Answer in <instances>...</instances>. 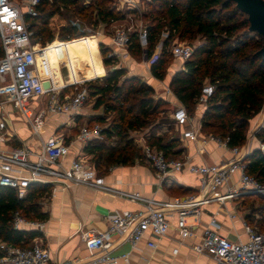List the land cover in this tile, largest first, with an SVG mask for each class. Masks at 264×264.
<instances>
[{
  "label": "built area",
  "instance_id": "built-area-1",
  "mask_svg": "<svg viewBox=\"0 0 264 264\" xmlns=\"http://www.w3.org/2000/svg\"><path fill=\"white\" fill-rule=\"evenodd\" d=\"M40 2L41 0H21V6L15 0H0V185L13 189L18 198H23L27 193V187L37 182L50 183L51 193L57 188H68L75 183L93 182L97 186L104 185L103 176L87 162L84 154L71 160L67 166L63 165L71 143L63 134L55 133L48 136L41 142L38 152L10 143L15 137V132L5 108L7 104L24 119L31 134L39 137L48 115L64 114L72 120L80 114V109L88 98L85 87L60 98L59 86L55 84L53 78L41 76L35 49V45L39 44L32 41L33 30L31 23L26 19L38 15L37 7ZM136 2L116 0L115 5L120 8H137ZM127 17L132 19L130 15ZM117 23L118 21L111 23L114 24L111 35L114 44L127 51L129 34L136 31L139 44L145 47L146 30L139 19L127 26H119ZM169 48L171 55L182 62L189 59L193 52L191 46L180 41L171 43ZM115 54L111 51L108 56H116ZM156 55L157 53L151 59L144 58L145 63L150 66ZM45 81L49 82L48 87L44 86ZM213 90L212 84L204 83L196 103L205 105ZM171 118L182 128V137L195 139L199 129L193 127L192 118L183 105L174 107ZM105 127L98 122L91 125L84 123L79 127L75 141L82 146L92 141H102L105 138L102 132ZM207 138L227 146L225 139L213 135H207ZM140 140L141 161L150 165L160 179L171 172L186 168L197 177L199 191H204L205 194L203 197L194 193L174 196L165 204L169 209L154 206L147 201L144 210H118L109 214L105 231L96 232L91 229L80 231V239L88 252L90 264H130L128 253L120 255L112 253L114 234L127 233L126 240L134 249L145 235H152L155 239L166 236L171 226L169 218L173 215L174 230L182 240L195 235L194 227L200 223L204 205L210 201L220 204L226 201L233 202L240 193L264 196V183L247 173L239 146H227L232 153L229 161L193 163L187 157L183 159L165 156L161 150L147 144L144 137ZM6 145L10 147L5 149ZM258 148L264 153L263 142H259ZM109 189L126 195L131 201L143 199L139 193H123ZM237 214V211L233 210L228 213V217L233 220ZM12 222L18 229L41 231L43 228L42 221L27 219L18 211L13 213ZM219 226L215 214L211 215L198 240L192 243V249L197 254L210 256L216 264H264L263 232L243 221L246 239L231 240L218 232ZM38 240L39 238H35L28 244H10L0 240V264H49V250ZM146 244L152 248L156 246L155 241L149 239ZM176 251V248L173 249V252Z\"/></svg>",
  "mask_w": 264,
  "mask_h": 264
},
{
  "label": "trees",
  "instance_id": "trees-1",
  "mask_svg": "<svg viewBox=\"0 0 264 264\" xmlns=\"http://www.w3.org/2000/svg\"><path fill=\"white\" fill-rule=\"evenodd\" d=\"M89 1L88 8L90 12H94L95 25L106 27L126 15L117 10L116 0ZM78 2L79 0H41L37 7L38 15L26 18L31 23L33 42L43 44L52 41L55 30H58L61 40H67H53L46 48L35 45L41 75L44 78L51 76L56 84L61 72L59 68L49 66L58 62L56 57L60 56V51L74 48L77 44L85 48L93 65L103 68L95 40L88 43L89 36L73 39L77 32L75 25L65 22L54 24L52 21L54 17L62 20L61 6H75ZM145 4L149 7L148 12L143 14V19L147 21L144 24L146 45L141 47L137 32L133 31L128 37V53L135 58L146 59H151L157 53L149 66L150 73L156 79L163 80L169 55L171 56V43L175 39L180 41L200 35L203 43L194 48L189 59L183 62L182 68L173 74L169 88L191 116L201 88L206 83L204 79H207L214 90L205 103L200 118V132L225 139L228 147L245 144L249 121L264 104V58L258 53L261 37L247 30L246 15L227 0H146ZM128 10L129 13L133 12L130 8ZM239 30L242 31L238 33L235 42L225 39ZM99 47L104 66L112 65L114 57L108 56L111 52L109 47L102 42ZM125 74L124 68H108L101 77H97L93 68L84 72L78 69L75 71L77 80L97 77L86 81L85 88L88 96L95 98L94 109L101 107L103 115L88 119L87 124L103 123L104 116L112 113L111 121L102 132L105 138L112 135L119 137L118 145L110 148L104 156L103 153L108 148L101 141H92L83 147L84 156L86 152L97 155V160L91 165L100 173L106 172L110 166L131 165L135 163V158L138 161L141 159L140 153H136V149L130 146V141L123 140V133L128 129L147 127L149 116L164 103L162 99L152 98L154 89L148 83L134 75L127 77ZM259 136H262L261 142L264 143V129ZM145 141L161 150L165 156L176 157L181 152L180 149L173 150L179 144L178 137L164 140L160 135H150ZM243 159L247 173L264 183V153L257 147L244 155ZM99 162L106 167L99 168ZM51 188L50 183H31L26 195L18 198L13 189L0 185L1 241L28 244L41 236V232L36 229L15 228L12 216L18 211L27 219L45 220L47 213L41 210L39 201L51 193ZM185 191L190 194L191 190ZM254 195L264 199L263 195Z\"/></svg>",
  "mask_w": 264,
  "mask_h": 264
},
{
  "label": "crops",
  "instance_id": "crops-1",
  "mask_svg": "<svg viewBox=\"0 0 264 264\" xmlns=\"http://www.w3.org/2000/svg\"><path fill=\"white\" fill-rule=\"evenodd\" d=\"M109 26L113 28L114 24ZM111 38V35L108 34L105 39H101L102 41L99 42H105L118 58L122 57L124 67L132 71L131 74L140 75L146 83L156 88L161 80L151 75L149 64L145 63L143 66L134 63L128 51L114 44ZM182 65L183 62L180 59L174 58L167 66L165 77L168 87L171 77L182 68ZM103 70L106 73V67L105 69L103 67ZM170 94V100L174 103L179 102L172 92ZM5 108L15 132V137L10 141L11 145L25 146L33 152H38L41 142L48 136L55 133L63 134L68 141H71L68 155L63 161L65 166L71 160L84 154V146L75 141V135H72V128L77 124L76 117L80 116L84 124L92 114H101L99 113L101 109H99L100 111L91 109L87 112L83 105L80 114L72 120H69L64 114H50L46 117L42 133L37 137L31 134L27 123L13 110L10 104H7ZM194 108V114L191 116L192 124L199 131L194 140L184 138L181 134L178 136L179 144L173 150L180 149L181 152L175 156L183 159L187 157L193 163L229 161L232 157L229 148L208 139L207 135L200 132V118L205 105L195 103ZM263 115L264 105L261 109V116ZM261 116H257L254 124L258 123ZM259 142L261 141L255 136L254 131H251L245 144L239 146L241 157L257 148ZM9 147L10 145H6L5 149ZM102 176L104 178L102 186H97L93 182L75 183L68 188H57L53 193L40 199L41 210L47 213V218L42 220L41 236L37 238L49 250V264H90L88 252L80 239V231L88 229L96 232L105 231L108 226L107 216L115 211L144 210L147 201H150L154 206L169 209L165 204L170 202L174 196L189 193L185 190H191L190 193L197 194L199 197H203L205 194L204 191H199L197 177L188 172L186 168L171 172L160 179L150 165L135 162L131 165L110 166ZM109 188L123 193H139L143 199L131 201L126 195L113 192ZM224 189L225 187L222 188V190ZM233 210H236L233 202L226 201L224 204H220L210 201L204 205L201 221L194 227L195 235L182 240L174 230L175 216L173 215L169 218L171 226L166 236L155 239L152 235H145L134 249L126 240L127 233L114 234L112 235V253L115 255L128 253L130 264H216L210 256L197 254L192 249V243L198 240L202 229L213 214L220 223L218 232L221 235L231 240L244 241L246 236L243 232L242 222L245 220L237 210V216L233 220L230 219L228 213ZM188 221L190 222L191 219ZM148 239L155 241L156 246L149 247L146 244ZM175 248L177 251L173 252Z\"/></svg>",
  "mask_w": 264,
  "mask_h": 264
},
{
  "label": "rangeland",
  "instance_id": "rangeland-1",
  "mask_svg": "<svg viewBox=\"0 0 264 264\" xmlns=\"http://www.w3.org/2000/svg\"><path fill=\"white\" fill-rule=\"evenodd\" d=\"M15 1H17L22 6L21 0H15ZM135 1H137L136 2L137 8L134 7L130 8L133 10V12L131 13H129L127 7H122V8H120V6L116 7L117 10L121 11V13L126 14L123 19L118 20L117 24H119V26L130 25L132 24V22H134V20H138V19L141 21L143 25L147 22L146 20L143 19L144 18L143 14L147 13L149 10V7L147 6V4H145L146 0H135ZM89 3H90L89 0H79L78 4L75 6H61L60 10L62 13V20L59 21L54 17L52 21H54L53 22L54 24L65 22L75 25L77 27V32L73 39L89 36L90 40L88 41V43L95 40L97 44L96 47L97 53L103 65V56L100 51L99 41H102L101 39H105L108 34L112 35V28L109 25L104 27L101 24H96V25L94 24V12H90L88 8L90 5ZM127 15H130L132 19H128ZM88 28L89 29L91 28L92 30H88ZM240 31L242 30H239L238 32L234 33L233 35L225 39L229 42H235V40L238 39V33ZM251 35H253V33H251ZM53 40H59V42L67 41V40H61L59 38L58 30L54 31ZM174 41H178V40L175 39ZM50 42L47 41L43 44L41 42H36V43H38L40 47L46 48L48 46V43ZM180 42L188 44L194 50L195 47L203 43V40L200 37V35H196L194 38L191 39L184 38L180 40ZM102 43L106 47H108V45L105 42ZM68 49H72V50L68 51ZM60 53H61L60 54L61 57L60 56L56 57V59H58L57 60L58 62L56 64H53L52 66H49V67H57L61 72L58 83L57 84L55 83L56 85L59 86L58 94L60 98L75 93L81 87H86V83H85L86 81H82L80 79L77 80V76L75 75V71L77 69L80 70L81 72H84L88 68H93L95 73L99 75L97 77H101L105 74L104 72L105 70H103V68H99L96 65L92 64L88 54L85 53V48L80 47V45L78 46V44L76 47L66 48L65 50L60 51ZM113 57H114V62L112 63V65L106 66V70L108 68L109 69L124 68L126 70L125 76L128 77L134 75L139 79H141L142 81H144V79L140 75L131 74L132 71H129L127 68L124 67L125 64H123L122 62V57L120 58H118L117 56H113ZM131 58L133 59L134 63L136 62L145 66L146 61L144 60V57L135 58L134 56H131ZM173 59L174 57L172 55L171 56L169 55L168 65L173 61ZM103 67L105 69L104 65ZM207 81H208L207 79H204V82ZM48 85L49 82L47 83V86ZM153 89L154 92L151 95L152 98L154 100L162 99L164 103L161 104V106L158 107V109H156L155 112H153L149 116L147 127L137 130L128 129L125 130L123 133V138H124L123 140L130 141V146L136 149L135 150L136 153L141 152L140 150L141 137L147 139L150 135H160L164 140H168L171 137H178L181 134L180 133L181 128L177 126L172 120L171 112L174 109V107L182 104L179 102L174 103L172 100H170L169 98L171 96L170 92L172 91L168 87L166 77H164L163 80L159 81L156 88ZM46 98H48V96H46ZM94 100H95L94 97H91L90 95L88 96L87 100L83 103V106L86 108L85 111L89 112L91 109L93 110L101 109V112H99L101 114H92L90 117H88V119L98 115H103V110L101 107L98 109H94ZM112 116H113L112 113L106 114L104 116V122L100 124L107 125L111 121ZM257 116H261V110L249 121L246 135L248 138L250 132L254 131L255 136L258 138V140L261 141L262 136L259 135H262V129H264V117H263L264 115L260 117L258 123L254 124ZM76 121H77L76 126L72 128V135H76L77 131L79 130V127L83 125L80 116L76 117ZM101 142L104 143L108 148V150H106V152L103 153L104 156V154L107 153L110 148L112 149L113 147H116L118 145L119 137L112 135L109 138L107 137L104 138V140H102ZM85 158L87 162L91 165L94 164V162L97 160V155L89 154L86 152ZM135 162L145 163L144 161H141V159H139L138 161L136 158H135ZM98 167L104 169L106 166L102 162H99ZM99 174L102 175L103 173L99 172ZM233 205L235 206V209L239 212V215H241V217L244 218L247 224H249L254 229H257L258 231L264 233V223H262V220L264 219V199H262L258 195L257 196L254 195V193H240L236 197V199H233ZM246 215L248 216L246 217Z\"/></svg>",
  "mask_w": 264,
  "mask_h": 264
},
{
  "label": "water",
  "instance_id": "water-1",
  "mask_svg": "<svg viewBox=\"0 0 264 264\" xmlns=\"http://www.w3.org/2000/svg\"><path fill=\"white\" fill-rule=\"evenodd\" d=\"M227 1L233 2L235 7L246 15L248 21L247 30L249 32L257 33L261 37V47L259 48L258 53L264 58V0Z\"/></svg>",
  "mask_w": 264,
  "mask_h": 264
},
{
  "label": "bare ground",
  "instance_id": "bare-ground-1",
  "mask_svg": "<svg viewBox=\"0 0 264 264\" xmlns=\"http://www.w3.org/2000/svg\"><path fill=\"white\" fill-rule=\"evenodd\" d=\"M37 60H38V57L36 56V61H37ZM37 65H38V62H37ZM38 70H39V67H38ZM39 72H40V70H39ZM40 74H41V73H40ZM41 76H42V75H41ZM42 77H43V76H42ZM44 84H45V85H44L45 87H48V86H47V82H44Z\"/></svg>",
  "mask_w": 264,
  "mask_h": 264
}]
</instances>
